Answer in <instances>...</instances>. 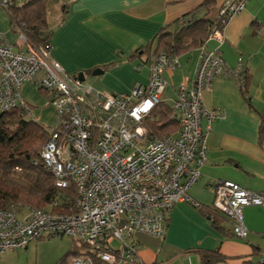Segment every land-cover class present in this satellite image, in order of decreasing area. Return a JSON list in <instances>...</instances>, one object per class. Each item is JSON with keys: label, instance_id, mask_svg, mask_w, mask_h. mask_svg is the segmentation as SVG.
Segmentation results:
<instances>
[{"label": "built area", "instance_id": "2783aa9c", "mask_svg": "<svg viewBox=\"0 0 264 264\" xmlns=\"http://www.w3.org/2000/svg\"><path fill=\"white\" fill-rule=\"evenodd\" d=\"M29 0H0L8 15ZM249 0H225L217 10L220 28L196 49L193 69L175 91L170 109L178 123L176 134L157 137L144 126L168 86L166 74L180 66V57L159 52L148 61L146 85L130 93L103 92L67 73L52 57L51 47L30 44L24 23L12 33L14 44L0 35V113L23 108L21 88L31 84L43 91L54 110L55 121L40 151L55 187L72 185L76 199L72 213H60L57 201L48 209H0V258L9 251L25 250L33 241L66 237L84 250L69 258L70 264L133 263L135 246L126 241L135 235L162 239L168 216L179 203L198 205L188 190L197 183L207 161V140L212 124L224 117L220 108H208L203 93L218 77H238L229 72L218 47L223 31ZM257 34L264 37V25ZM142 66L134 67L136 72ZM213 209L231 222L233 236L246 239L243 211L264 209V194L243 189L231 181L213 188ZM264 239V235H262ZM112 241L121 245L110 247ZM218 264H224L220 262ZM256 264H264L262 253Z\"/></svg>", "mask_w": 264, "mask_h": 264}, {"label": "crops", "instance_id": "0c3cea01", "mask_svg": "<svg viewBox=\"0 0 264 264\" xmlns=\"http://www.w3.org/2000/svg\"><path fill=\"white\" fill-rule=\"evenodd\" d=\"M204 0H67L58 8V19L52 25V57L71 75L84 73L83 82L108 93L131 92L136 84L146 85L148 64L128 56L153 42L159 30L197 8ZM225 0H214L212 14H217ZM63 14V18H61ZM61 19V20H60ZM49 22V21H48ZM264 25V0H249L223 31V41L206 43L218 47L229 72L243 69V75L218 77L212 88L203 93L208 108H220L224 117L212 124L207 140V161L196 184L188 194L198 205L179 203L168 216L162 239L135 235L126 245H134L133 263L121 264H200V252L217 251L224 264H256L264 251L257 242L264 241V209L247 207L243 211L248 229L246 239L233 236L231 222L223 215L213 225L212 216L216 184L231 181L243 189L264 194V136L260 135V117L264 112V37L257 34ZM0 35L10 44L15 37L9 29L8 16L0 9ZM154 48V45H153ZM152 48V51H153ZM196 50L181 55L180 66L166 74L168 91H175L193 69ZM141 65L139 72L134 67ZM102 73L92 75L93 71ZM247 78V96L241 90ZM88 76L94 78L87 82ZM31 84L21 88V98L30 108L35 121L49 128L54 110ZM162 95V97H163ZM176 134V133H175ZM31 242L25 250H14L0 258V264H42L43 256L53 250L46 264H70L64 259L74 251L72 242L59 251L51 242ZM110 247L121 245L112 241ZM220 263V262H219Z\"/></svg>", "mask_w": 264, "mask_h": 264}, {"label": "trees", "instance_id": "16d2710c", "mask_svg": "<svg viewBox=\"0 0 264 264\" xmlns=\"http://www.w3.org/2000/svg\"><path fill=\"white\" fill-rule=\"evenodd\" d=\"M55 1L29 0L21 8H11L7 15L10 32L14 33L15 27L24 23L30 44L51 47L52 25L48 22V12ZM214 3V0H204L194 10L161 28L153 42L131 53L128 60L137 58L140 64L146 65L150 57L159 52L181 56L198 49L205 44L214 29L220 28V19L217 14H212ZM245 77L241 90L248 100ZM258 115L261 121L260 135L264 136V112ZM144 126L157 137L170 136L178 130L170 106H165L163 102L145 119ZM48 137L49 128L35 121L32 116H27L23 108L0 113V209H45L57 201V211L60 213L74 211L76 194L73 186L56 188L52 174L41 162L40 151ZM211 212L216 227L217 217L222 215L214 209ZM72 245L74 251L68 252L64 259L80 253L82 247L74 241ZM200 259V264H218L222 260L217 251H202Z\"/></svg>", "mask_w": 264, "mask_h": 264}, {"label": "rangeland", "instance_id": "374dc122", "mask_svg": "<svg viewBox=\"0 0 264 264\" xmlns=\"http://www.w3.org/2000/svg\"><path fill=\"white\" fill-rule=\"evenodd\" d=\"M67 0H56L55 1V3L50 7V9H49V12H48V21L50 22V23H54L55 21H57V19H58V8L60 7V9L63 7V5H64V3L66 2ZM93 80H94V78H92L91 76H88V79H87V82H90V83H92V84H94L93 83ZM41 93H42V97H43V99L44 100H46V102L48 101V98H47V95L43 92V91H40ZM40 93V94H41ZM172 99L173 98H171V94H170V92H166L164 95H163V97H162V102H163V104L165 105V106H167V107H169L170 105H171V101H172ZM29 110H30V108H29ZM54 121H55V118H54ZM54 123V122H53ZM46 209H48V207H45ZM46 241H49V242H51V245H49V247H50V249H55V250H59V251H61V250H63V249H65L68 245H69V242H72V240L71 239H69V238H66V237H62V238H60V237H56V238H50V239H48V240H46ZM258 243V245L260 246V250L261 251H264V241H259V242H257ZM78 248V247H77ZM79 249V248H78ZM80 251H83L84 249L82 248V249H79ZM53 252V250H49L48 251V254H45L44 256H43V262H42V264H46V263H48L49 262V257L51 256V254L50 253H52ZM25 262H26V260H24L23 262H22V264H25Z\"/></svg>", "mask_w": 264, "mask_h": 264}, {"label": "water", "instance_id": "95a60500", "mask_svg": "<svg viewBox=\"0 0 264 264\" xmlns=\"http://www.w3.org/2000/svg\"><path fill=\"white\" fill-rule=\"evenodd\" d=\"M101 73H102V71L99 70V69H97V70L93 71L92 75H98V74H101ZM78 79H79L81 82H83V81L85 80L84 73H79V75H78Z\"/></svg>", "mask_w": 264, "mask_h": 264}]
</instances>
